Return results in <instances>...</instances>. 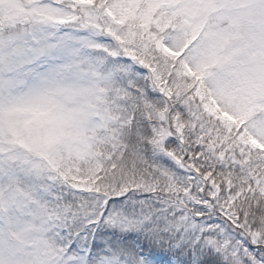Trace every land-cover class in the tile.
I'll use <instances>...</instances> for the list:
<instances>
[{"label":"snow or ice","instance_id":"6c2138e0","mask_svg":"<svg viewBox=\"0 0 264 264\" xmlns=\"http://www.w3.org/2000/svg\"><path fill=\"white\" fill-rule=\"evenodd\" d=\"M0 264H264V0H0Z\"/></svg>","mask_w":264,"mask_h":264}]
</instances>
